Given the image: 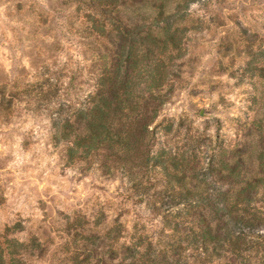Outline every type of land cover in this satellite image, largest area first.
I'll return each mask as SVG.
<instances>
[{"label": "rangeland", "instance_id": "374dc122", "mask_svg": "<svg viewBox=\"0 0 264 264\" xmlns=\"http://www.w3.org/2000/svg\"><path fill=\"white\" fill-rule=\"evenodd\" d=\"M77 6L74 0H0L2 264H116L102 232L70 229L72 211L104 207L107 226L118 212L129 227L157 226L159 214L148 204L122 197L125 175L105 174L96 158L88 169L67 164L65 143L53 141L54 121L70 109L59 111L51 100L79 106L94 90L92 70H100L84 40L69 34L81 20ZM186 11L176 90L153 124L174 126L159 141L179 146L183 138L208 135L209 143H197L205 164L220 152V141L238 144L253 160V146L264 138V0H200ZM54 85L57 95L41 99ZM257 263L264 264L259 257Z\"/></svg>", "mask_w": 264, "mask_h": 264}, {"label": "trees", "instance_id": "16d2710c", "mask_svg": "<svg viewBox=\"0 0 264 264\" xmlns=\"http://www.w3.org/2000/svg\"><path fill=\"white\" fill-rule=\"evenodd\" d=\"M74 1L82 15L69 34L84 40L100 70H92L94 90L77 107L51 100L56 85L42 95L59 111L70 109L54 121L53 141L65 143L67 164L88 169L96 158L105 174L125 175L122 197L148 204L159 219L155 229L144 222L129 227L118 212L107 226L100 207L72 211L70 229L102 232L116 264L264 263V138L253 146V160L238 144L220 141L205 164L197 143H209L208 135L169 145L159 137L174 123L153 125L176 90L186 9L200 0Z\"/></svg>", "mask_w": 264, "mask_h": 264}]
</instances>
